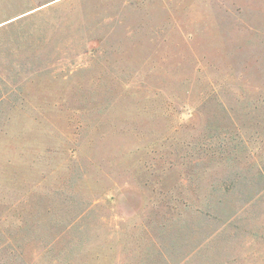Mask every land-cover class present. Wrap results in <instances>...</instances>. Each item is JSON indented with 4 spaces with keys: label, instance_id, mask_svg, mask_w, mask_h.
Returning a JSON list of instances; mask_svg holds the SVG:
<instances>
[{
    "label": "rangeland",
    "instance_id": "rangeland-1",
    "mask_svg": "<svg viewBox=\"0 0 264 264\" xmlns=\"http://www.w3.org/2000/svg\"><path fill=\"white\" fill-rule=\"evenodd\" d=\"M0 264H264V0H0Z\"/></svg>",
    "mask_w": 264,
    "mask_h": 264
}]
</instances>
